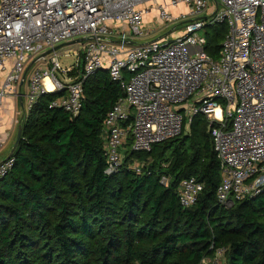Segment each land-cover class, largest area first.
Here are the masks:
<instances>
[{
  "label": "built area",
  "instance_id": "built-area-1",
  "mask_svg": "<svg viewBox=\"0 0 264 264\" xmlns=\"http://www.w3.org/2000/svg\"><path fill=\"white\" fill-rule=\"evenodd\" d=\"M179 4L184 9L172 15L169 7ZM219 22L227 30L213 58L204 50L205 29ZM176 29L180 34L170 36ZM77 38H84L74 52L79 68L62 66L57 48ZM98 69L123 92L102 121L106 173L120 167L126 143L149 151L202 114L219 160L218 201L232 205L262 192L264 0H0V71H6L0 107L25 82V104L14 119L19 125L45 92L63 90L50 106L76 116L83 81ZM7 137L0 133V149ZM12 163L10 154L0 161V176ZM129 167L141 172L136 160ZM160 181L168 184L166 176ZM202 187L195 177L180 180V204L193 205ZM224 253L217 249L211 264H223Z\"/></svg>",
  "mask_w": 264,
  "mask_h": 264
},
{
  "label": "trees",
  "instance_id": "trees-1",
  "mask_svg": "<svg viewBox=\"0 0 264 264\" xmlns=\"http://www.w3.org/2000/svg\"><path fill=\"white\" fill-rule=\"evenodd\" d=\"M226 30L225 22L205 29L213 58ZM83 93L76 116L50 106L63 90L42 93L24 116L0 176V264H211L220 248L223 264H264V188L230 206L218 201L220 166L204 115L149 151L126 143L120 167L106 173L102 121L123 92L98 69ZM188 177L203 187L184 207L176 188Z\"/></svg>",
  "mask_w": 264,
  "mask_h": 264
},
{
  "label": "crops",
  "instance_id": "crops-1",
  "mask_svg": "<svg viewBox=\"0 0 264 264\" xmlns=\"http://www.w3.org/2000/svg\"><path fill=\"white\" fill-rule=\"evenodd\" d=\"M5 72L6 71H0V88L4 82ZM25 90L26 84L24 82L20 84L19 90L15 95L10 94L5 97L0 107V133L3 136H8L4 145L0 149V161L10 154L14 144L17 127L19 126V123L15 122L14 119H18L20 117L19 113L22 111L25 104ZM12 132L14 139L11 141ZM5 148L6 150L3 152V149Z\"/></svg>",
  "mask_w": 264,
  "mask_h": 264
},
{
  "label": "rangeland",
  "instance_id": "rangeland-1",
  "mask_svg": "<svg viewBox=\"0 0 264 264\" xmlns=\"http://www.w3.org/2000/svg\"><path fill=\"white\" fill-rule=\"evenodd\" d=\"M212 1H211V5H212ZM184 9V6L182 4H179L175 7H169V11L171 12L172 15H175L176 13L178 12H181V10ZM156 14V12L154 10H151L149 12V15L150 16H154ZM174 25V23L172 25H170V27H172ZM170 28H163L161 29V31L145 38V39H142L140 41H144V40H150V39H153V38H156V35H161V34H165L169 31ZM172 34L170 36H178L180 34V31L178 29L176 30H173L171 32ZM80 42L79 43H74V44H68V45H63L61 46L60 48H57V52H58V58H59V61H60V64L62 66H65V65H69V66H74V69H76V66H80V62L77 63V59H76V56L74 54L75 51H77L80 47ZM74 69L70 72H68L67 74L69 75H74ZM29 73V72H28ZM14 139L13 137V132H12V137H11V141ZM6 150L3 149V152ZM227 206H230V204H227ZM225 261V257L223 258V262Z\"/></svg>",
  "mask_w": 264,
  "mask_h": 264
},
{
  "label": "water",
  "instance_id": "water-1",
  "mask_svg": "<svg viewBox=\"0 0 264 264\" xmlns=\"http://www.w3.org/2000/svg\"><path fill=\"white\" fill-rule=\"evenodd\" d=\"M84 38H77V39H74V40H70V41H67V42H64V43H61L59 46H63V45H68V44H74V43H77V42H80V41H83ZM28 67L26 68V71H27ZM21 131H22V126L19 125L17 127V131H16V137H15V141H14V144L12 146V149H11V152H13V150L15 149L20 137H21Z\"/></svg>",
  "mask_w": 264,
  "mask_h": 264
},
{
  "label": "bare ground",
  "instance_id": "bare-ground-1",
  "mask_svg": "<svg viewBox=\"0 0 264 264\" xmlns=\"http://www.w3.org/2000/svg\"><path fill=\"white\" fill-rule=\"evenodd\" d=\"M45 83H46V85L48 87H51L52 86L51 83H50V81H49V79L47 77L45 78Z\"/></svg>",
  "mask_w": 264,
  "mask_h": 264
}]
</instances>
